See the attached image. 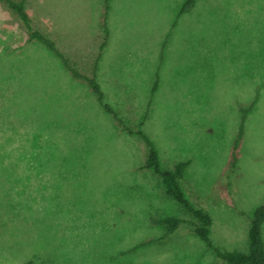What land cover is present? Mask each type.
<instances>
[{
  "label": "rangeland",
  "instance_id": "1",
  "mask_svg": "<svg viewBox=\"0 0 264 264\" xmlns=\"http://www.w3.org/2000/svg\"><path fill=\"white\" fill-rule=\"evenodd\" d=\"M185 1L110 0L96 76L162 168L188 161L181 188L210 215L212 243L246 251L264 203V0H193L180 13ZM25 3L91 77L104 0ZM146 154L0 2V264H225L193 233L200 221L140 169ZM166 216L184 221L167 233Z\"/></svg>",
  "mask_w": 264,
  "mask_h": 264
},
{
  "label": "trees",
  "instance_id": "2",
  "mask_svg": "<svg viewBox=\"0 0 264 264\" xmlns=\"http://www.w3.org/2000/svg\"><path fill=\"white\" fill-rule=\"evenodd\" d=\"M110 0H104V10L102 17V28H103V41L100 45L99 53L93 62V75L91 77L85 76L80 73L73 65L70 64L68 57L56 46L55 42L40 30L34 28L32 18L26 9V0H0L6 7L16 13L19 18L22 29L28 41H36L44 45L63 65V67L76 79H83L90 87L94 94L98 104L106 111L111 114L117 124L120 126L122 131L128 134L138 135L145 145L147 146V154L144 163L140 166V169L152 170L157 175L164 187L165 193L173 198L183 209L197 218L200 221V225H196L193 228V233L204 242V244L210 248L215 257L225 264H264V237H263V225H264V203L255 207L250 216L248 235H247V249L246 251H240L237 249L225 250L215 246L209 237L211 217L207 211L201 208H195L189 200L185 197L184 192L181 188V180L183 179L184 171L188 165V161L176 162L171 169H164L161 167L158 152L150 140L148 135L140 128L133 130L129 128L124 120L119 117L113 108L105 100V94L97 80L96 71L98 62L101 58V53L104 47L107 45L109 32L107 28V15L110 9ZM193 0H186L181 9L180 13L190 8ZM157 86V81H154L153 91ZM243 128V122L240 124V131L238 139L241 137ZM238 141V140H237ZM237 143V142H236ZM234 159V158H233ZM235 160H233L234 166ZM184 220L180 217L166 216L159 218L158 223H161L167 233H173ZM164 239L161 236L156 239L147 240L138 246L131 248L130 251L135 250L137 247L152 244Z\"/></svg>",
  "mask_w": 264,
  "mask_h": 264
}]
</instances>
